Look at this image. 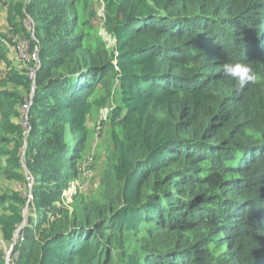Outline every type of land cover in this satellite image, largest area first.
<instances>
[{
  "label": "trees",
  "instance_id": "16d2710c",
  "mask_svg": "<svg viewBox=\"0 0 264 264\" xmlns=\"http://www.w3.org/2000/svg\"><path fill=\"white\" fill-rule=\"evenodd\" d=\"M76 2L8 10L33 20L38 58L26 128L18 94L0 92L1 172L33 179L29 199L0 195L6 242L35 211L17 264H264V0H102L111 45ZM234 61L257 82L225 77ZM7 80L30 91L23 72ZM94 108L110 109L99 196L69 215L58 203Z\"/></svg>",
  "mask_w": 264,
  "mask_h": 264
},
{
  "label": "rangeland",
  "instance_id": "374dc122",
  "mask_svg": "<svg viewBox=\"0 0 264 264\" xmlns=\"http://www.w3.org/2000/svg\"><path fill=\"white\" fill-rule=\"evenodd\" d=\"M20 1L23 0H0V92L10 91L18 94L21 100L16 107L19 116L13 120L24 126L26 120L25 113L27 114L26 111H28L27 104L30 102L31 93L35 88L34 80L38 58L35 62L32 58L33 51L30 48L35 31L34 22L31 17L25 14L21 19L15 18L13 22L8 18L10 4ZM84 1L92 3L93 8H96L98 20L95 27L97 31H94L103 38L107 45H111L113 40L102 26L104 20L102 0H77L76 5L82 6ZM11 68L25 73L27 78H30V91L24 89L21 85H15L7 80L8 71ZM2 107H5V103L2 104L0 102V114ZM109 110V108H94L88 115V135L82 149H80V157L76 160L77 174L67 180L66 185L62 188V199L58 203V205L67 208L69 215H72V211L74 210L73 205L76 204L78 198L82 197L84 202H90L99 196L98 191L106 164V119ZM24 127L26 128V126ZM25 131V134H27L28 129ZM13 144L12 141L10 146L12 147ZM24 151L25 140L21 146L20 153L22 166H25ZM6 159L7 157L0 154V195L17 192L19 196L29 199L33 179L29 175H26L24 180L19 181L8 178L4 172H1V167H5ZM23 217L22 223L17 228L10 242H6L3 239L0 231V258L3 264H17L19 259L17 247L20 245L21 229L29 225L27 220L35 217V211L26 205L23 207ZM51 220L52 218L50 217L49 221ZM33 263L34 260L26 264Z\"/></svg>",
  "mask_w": 264,
  "mask_h": 264
},
{
  "label": "clouds",
  "instance_id": "9594fccd",
  "mask_svg": "<svg viewBox=\"0 0 264 264\" xmlns=\"http://www.w3.org/2000/svg\"><path fill=\"white\" fill-rule=\"evenodd\" d=\"M222 74L231 78L239 89H244L246 86L257 82V75L253 68L242 61L224 63L222 65Z\"/></svg>",
  "mask_w": 264,
  "mask_h": 264
},
{
  "label": "built area",
  "instance_id": "2783aa9c",
  "mask_svg": "<svg viewBox=\"0 0 264 264\" xmlns=\"http://www.w3.org/2000/svg\"><path fill=\"white\" fill-rule=\"evenodd\" d=\"M32 58L35 60V62L37 61V57H36V52L35 51H33L32 52ZM32 74V73H31ZM31 76V75H30ZM27 106L29 107V103L27 104ZM27 112V111H26ZM27 114L25 113V119L27 120V116H26ZM26 120H25V122H24V126L26 125Z\"/></svg>",
  "mask_w": 264,
  "mask_h": 264
}]
</instances>
